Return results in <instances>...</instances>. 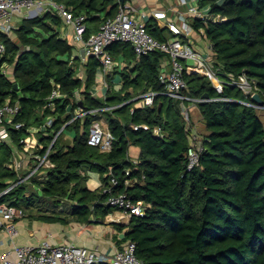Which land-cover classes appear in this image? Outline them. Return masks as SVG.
Wrapping results in <instances>:
<instances>
[{
	"label": "trees",
	"instance_id": "obj_1",
	"mask_svg": "<svg viewBox=\"0 0 264 264\" xmlns=\"http://www.w3.org/2000/svg\"><path fill=\"white\" fill-rule=\"evenodd\" d=\"M52 1L68 6L75 15L86 14L84 38L120 3ZM204 3L208 14L195 18L192 28L211 47L212 68L223 80V91L217 93L205 75L184 74L187 86L182 93L203 99L195 102L163 94L158 74L169 60L166 53L136 56L126 42L107 46L113 59L122 54L129 61L121 71L114 70L121 88L110 86L109 73L105 93L93 95L99 62L93 56L82 61L77 55L80 46L59 35L62 19L55 10L21 18L10 36L0 32V42L6 46L0 59V108L7 99L20 106L14 121L22 126H8L17 147L29 127L39 128L36 134L46 147L76 108L90 111L65 125L75 130L72 142L59 141L63 130L59 133L49 155L53 166L39 171H46L45 175L17 183L0 202L28 211L35 208L37 218L48 222H103L116 210L106 203L109 192L104 191L114 177L118 183L112 193L124 192L145 205L143 214H132L127 224L112 222L123 232L122 238L116 236L117 243L134 242L135 256L142 264H264V120L259 114L264 109L241 102L258 104L251 97L257 92L264 106V0H201ZM145 27L160 41L172 36L168 27L161 29L155 22H145ZM4 63L11 66L13 80L1 73ZM243 74L256 85L248 97L230 83ZM55 84L66 97L49 106L48 95ZM149 89L157 92L151 105L132 100ZM187 102L197 106L204 124L198 133L202 150L191 169L188 152L191 135L197 132L183 114ZM51 117L54 120L47 126ZM95 121H102L113 135L107 151L87 143ZM134 125H147V129H134ZM131 146L139 149L137 161L129 155ZM0 151L1 192L10 180L19 178L7 166L10 147L1 144ZM90 168L99 173L102 188L86 186ZM126 179L130 184H124Z\"/></svg>",
	"mask_w": 264,
	"mask_h": 264
},
{
	"label": "built area",
	"instance_id": "obj_2",
	"mask_svg": "<svg viewBox=\"0 0 264 264\" xmlns=\"http://www.w3.org/2000/svg\"><path fill=\"white\" fill-rule=\"evenodd\" d=\"M190 2L192 5L189 11L195 18L204 19L205 13L202 12L195 0H180L181 4ZM55 10L57 14L63 18L67 25L73 28V40L79 44L77 55L82 61H86L89 56H93L99 62L100 81L106 85V76L116 68V61L107 51V46L115 42H126L133 47L136 56L144 55L152 51H161L169 56L168 67L163 64L158 74L159 81L164 85L165 91L163 94L183 100L195 102L203 100L202 98H190L185 96L182 91L187 84L184 79V74L192 72L200 73L208 77L212 82L217 93L223 91V80H221L216 70L212 68L211 61L202 53L197 51L193 45L181 36L184 30H188L189 26L186 22L177 25L173 22H168L167 27L171 33V37L166 41H160L151 36L145 27V22L137 19L133 12L135 9L128 2H121L118 5L117 11L104 18L98 26V29L84 38V33L87 29L84 13L75 15L71 8L64 4H57L52 0H0V32L10 36L16 29L17 24L14 23L15 15L24 17L37 16L41 11ZM152 17L162 19L166 14L162 10H154ZM6 46L0 42V59L5 53ZM29 50V47L26 48ZM11 67L4 63L1 68V73L6 75V67ZM231 84L237 85L238 88L248 97L249 94L256 90L255 81L246 77L244 74L238 79L230 81ZM95 86V85H94ZM93 91L92 93H94ZM157 92L149 89L146 92L134 97L132 100L139 99L142 105H151ZM66 94L60 91L59 84H55L48 95V105L53 106L55 99L64 98ZM75 97L78 98V92H75ZM216 99L229 100L227 97H215ZM242 103L251 105L256 108L264 109L263 105L254 104L246 100ZM183 104V102H182ZM20 106L18 103L11 104L7 99L0 108V145L10 139L8 126L13 125L16 129L22 126L21 122H15V116L19 113ZM89 110L76 108L74 116L66 122L68 124L77 117H82ZM183 114L188 119V109L183 107ZM54 118L47 120L46 125L50 126ZM64 124L54 135L51 142L45 147L35 138L38 127H29L28 134L19 140L23 150L34 161L31 170L25 176H19V179L9 181V186L0 192V198L8 193V191L17 183L26 181L30 176H35L42 168H49L53 163L49 159L50 151L54 141L59 133L65 129ZM134 129H147V125H134ZM192 147L188 152V169H191L198 163L200 151L202 150L201 137L191 135ZM113 135L101 122L95 121L92 123L87 138V143L90 146L98 147L101 151H107L112 146ZM36 150V151H35ZM38 150V151H37ZM40 150V151H39ZM22 154L19 151L11 153L10 161L7 166L9 169L18 173L22 167ZM109 186L104 188V191L109 192L106 203L116 210L124 212L127 216L142 215L144 212V204L141 201L133 202L132 199L124 192L112 193V187L116 186L118 181L112 177ZM125 185L130 184L129 179L124 181ZM25 216V212L21 207L10 205L6 202H0V229H6L13 233V221L17 218ZM134 242H126L121 249H117L111 257L100 251L98 248H89L87 246L76 245L73 243L52 244L49 240H44L38 245H13L11 248L1 253L2 264H92L108 261V264H142L135 256ZM14 254V257H11Z\"/></svg>",
	"mask_w": 264,
	"mask_h": 264
},
{
	"label": "crops",
	"instance_id": "obj_3",
	"mask_svg": "<svg viewBox=\"0 0 264 264\" xmlns=\"http://www.w3.org/2000/svg\"><path fill=\"white\" fill-rule=\"evenodd\" d=\"M118 2L121 3L119 0ZM123 2H128L135 11L133 15L144 22H155L161 29L167 27L168 22L176 23L177 25H181V23L186 22L189 26V29L184 30L182 36L185 40L189 41L197 51L204 54L210 61L212 58V50L209 43L203 36L194 31L192 28V23L195 19L194 15L189 11V7L192 5L190 2L187 4H181L180 0H123ZM200 8H202V12L204 11L205 15L208 14L209 6L204 3L201 4V0H195L194 2ZM119 5V4H118ZM154 10H162L165 12L166 17L162 19H155L152 17V12ZM44 11H41L39 14H42ZM15 17L13 18L15 23ZM59 16V15H58ZM60 17V16H59ZM21 20V16H18ZM30 18V17H29ZM61 18V17H60ZM61 25L58 27V33L62 38L70 39L71 42L75 43L73 40V28L70 25H67L63 18ZM87 23V22H86ZM16 24V23H15ZM87 28H88V24ZM18 26V24H17ZM93 32H91L92 34ZM77 43V42H76ZM79 47V44H76ZM197 47V48H196ZM116 68L114 70L121 71L125 66L128 65L129 61L125 59L122 54H119L116 59ZM168 60L165 61V67H168ZM11 67H6V76L13 80V71L9 72ZM114 70L111 72V85L109 82L106 85L100 81L99 73L96 77L95 86L92 88L93 95H103L106 91L108 85L112 86L114 89L121 88V78L119 73H115ZM98 92V93H97ZM101 92V94L99 93ZM95 95V96H96ZM141 103V101H140ZM197 108L196 105L193 104ZM198 110V108H197ZM199 112V110H198ZM200 114V112H199ZM201 116V115H200ZM200 120V124L203 125L201 129L204 128V124L202 118L192 121L193 126L197 129V122ZM104 127H106L103 123H101ZM107 128V127H106ZM193 134H195L193 132ZM35 138L39 140L38 135L34 133ZM198 136V134H195ZM68 139L67 141H69ZM70 142V141H69ZM4 144H7L10 147V152L19 151L22 154V167L24 169H28L34 161L29 157V155L23 150V147L20 145L17 147L10 137ZM21 149V150H18ZM36 151V150H35ZM132 156H130L133 160L137 161V156L139 154L138 148L131 146L129 150ZM20 168V169H21ZM46 171L36 174L40 179L45 175ZM87 173V172H86ZM28 174V172H27ZM35 175V176H36ZM25 176V175H21ZM86 186L90 189H99L102 188V181L100 179L99 173L96 171L89 170L88 177L86 180ZM25 216L21 218L15 219L13 221V227L15 231L13 233L7 231L6 229H0V256L1 253L13 245H38L44 240H49L52 244H62V243H73L76 245L87 246L89 248H98L100 251L106 253L107 256L111 257L113 253L119 249L125 242L118 244L116 241V236L119 234V238H122L120 235L123 233H119L117 229L114 227V223L127 224L129 221V216H127L124 212L119 210H114L112 213L105 216L103 222L97 223H81L76 222L73 219H69L68 222L63 223L59 221L48 222L37 218V211L35 208L28 211V209H24L21 207ZM63 210L58 208V210ZM68 208H65L67 210ZM63 212V214L67 211ZM68 212V213H69ZM11 257H14V254H11ZM0 264H2L0 257Z\"/></svg>",
	"mask_w": 264,
	"mask_h": 264
},
{
	"label": "rangeland",
	"instance_id": "obj_4",
	"mask_svg": "<svg viewBox=\"0 0 264 264\" xmlns=\"http://www.w3.org/2000/svg\"><path fill=\"white\" fill-rule=\"evenodd\" d=\"M18 16L19 15H17L16 17L17 18H15V23L16 24H18V23H20V18H18ZM70 40V39H69ZM73 43V42H72ZM73 44H77L76 42L75 43H73ZM197 48V47H196ZM198 49V48H197ZM199 50V49H198ZM9 72H11V69H9ZM98 93V92H97ZM100 94H101V92H99ZM95 95H96V93H95ZM97 96H100V95H97ZM102 96V95H101ZM185 108H187L188 109V115H189V118H190V121H194V120H197V118H199V119H201L202 117L200 116V114H199V112H198V110H197V108L195 107V106H193V104L191 103H186L185 104ZM259 114L261 115V117L263 118V120H264V114H263V111H259ZM102 122V121H101ZM201 127H203V125L202 124H200V120L197 122V129L195 128L194 129V131L195 132H197V134L198 133H200V131L202 130L201 129ZM75 130L73 129V128H65L64 130H63V132L61 133V135H60V137H59V141L60 140H64L65 141V139L66 140H68V139H70L69 141L70 142H72L73 141V138H74V136H75ZM18 150H21V149H18ZM138 152H139V149H138ZM3 152L2 151H0V159H1V157H2V154ZM130 156H132V154L130 153ZM33 165V164H32ZM31 170V166L28 168V169H24V168H21V169H19V171H18V173H16V177L17 178H19V176H21V175H26L27 174V172H29ZM89 170H92V171H96V169L95 168H90V169H88L86 172H87V174H88V171ZM14 177H15V175H14ZM11 181V180H10ZM27 194H29V193H27Z\"/></svg>",
	"mask_w": 264,
	"mask_h": 264
},
{
	"label": "water",
	"instance_id": "obj_5",
	"mask_svg": "<svg viewBox=\"0 0 264 264\" xmlns=\"http://www.w3.org/2000/svg\"><path fill=\"white\" fill-rule=\"evenodd\" d=\"M120 1L123 2V0H120ZM15 86H17V85L15 84ZM203 96L207 98V94H206V93H205ZM251 97H252V99L255 100L259 105L262 104V99H261L260 95H259L257 92L253 93ZM120 236L123 237V233H122Z\"/></svg>",
	"mask_w": 264,
	"mask_h": 264
}]
</instances>
